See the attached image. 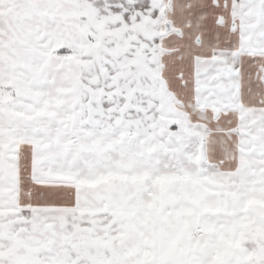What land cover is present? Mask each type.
Instances as JSON below:
<instances>
[{
	"label": "snow or ice",
	"instance_id": "6c2138e0",
	"mask_svg": "<svg viewBox=\"0 0 264 264\" xmlns=\"http://www.w3.org/2000/svg\"><path fill=\"white\" fill-rule=\"evenodd\" d=\"M0 264H264V0H0Z\"/></svg>",
	"mask_w": 264,
	"mask_h": 264
}]
</instances>
